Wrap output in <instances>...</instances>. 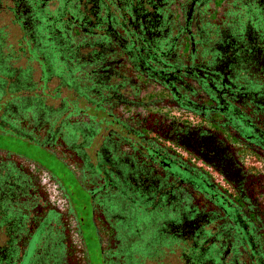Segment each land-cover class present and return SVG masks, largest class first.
Segmentation results:
<instances>
[{
  "label": "flooded vegetation",
  "instance_id": "flooded-vegetation-1",
  "mask_svg": "<svg viewBox=\"0 0 264 264\" xmlns=\"http://www.w3.org/2000/svg\"><path fill=\"white\" fill-rule=\"evenodd\" d=\"M107 1L130 11L121 27L107 15L96 56L101 79L136 85L107 91L113 108L128 105L126 137L109 131L114 149H97L95 163L83 141H44L60 145L95 185L87 191L93 222L107 234L101 263L131 259L109 221L119 177L140 203L170 208L167 247L189 264H264V0H178L177 11L172 0ZM100 2L74 4L82 33L96 32ZM119 139L131 148H117ZM78 225L53 183L0 152V264H89Z\"/></svg>",
  "mask_w": 264,
  "mask_h": 264
},
{
  "label": "trees",
  "instance_id": "trees-1",
  "mask_svg": "<svg viewBox=\"0 0 264 264\" xmlns=\"http://www.w3.org/2000/svg\"><path fill=\"white\" fill-rule=\"evenodd\" d=\"M77 1L0 0V89L5 86L8 79H12L11 89L15 88L14 93L17 91L21 95L27 88L26 82L31 80L33 68L29 64L32 61L39 65V77L35 83H39L40 89V92H37L30 87L27 89L28 95H14V98L19 100L17 105L14 103L17 112H14L12 107L7 109L6 105L10 101H4L3 107L0 105V109L3 108L6 112L0 115V119L2 118L3 122L9 121L11 128L22 131L26 136L42 144L49 140L50 136L55 135L57 143L69 145L74 143L75 138L80 135L84 146L82 152L92 157L94 152L101 147L106 151L114 149L112 146L113 140H115L114 135L108 136L107 142L104 140L108 138L109 131L116 130L120 135L126 137V133L123 131L125 127H122V124L126 123L121 118L123 113L129 111L128 105H123L122 109L119 105L113 108L116 106V99H111L108 92L110 93L119 84H127L131 87L136 85L126 80L120 82L116 75H110L109 80L101 79L104 78V75L102 74L100 78V74L96 70L102 66L103 57L96 56L99 53V43L103 41L102 34H100L102 29L99 26L106 24L107 15L110 13L111 24L121 27L122 21L124 24L127 23V19H123V15L130 11L121 10L117 4L111 5L109 1L103 0L104 2L99 4L97 12V18L101 22L97 23L98 26L94 28L96 32L84 34L76 22V19L80 20V9L74 6ZM140 1L128 0V3L135 4ZM178 2V0H172V6L176 11ZM5 18L8 21L3 20ZM114 20L116 24L113 22ZM7 25L17 28L16 31H13L17 38L15 45L6 41L9 35V32L6 31ZM15 37L13 38L15 39ZM55 51L65 52V59L70 60L67 62L70 64L69 73H61L55 67L52 57ZM118 55L122 56V54ZM125 61L127 60L125 59ZM16 62H20V65L16 66ZM126 69L129 70V66H126ZM114 72L121 75L124 73L126 76L130 73V71L119 69L117 71L115 69ZM50 77L60 79V85L67 91L66 96H61V92L54 94V97L60 98V105L57 109L44 104L43 95H40L44 92V87ZM22 100L36 106L38 111L42 110V112L39 111L34 117L29 116L26 111L20 112L17 106ZM26 120L31 121L34 129L25 127L24 121ZM55 128H58L60 132L57 133ZM75 132L77 136L73 139L70 134ZM95 139L96 141H94ZM127 140L130 141L129 138ZM104 141L105 143H103ZM102 143L103 146H101ZM93 145L96 148L89 153L86 149ZM120 146L121 149L126 146L131 148L130 144H124L119 139L117 148ZM120 166L123 172L128 168L127 163H120ZM164 181L168 182L167 179ZM148 206L152 212L155 211L156 208L152 209V205ZM165 208V212L170 210L167 205ZM114 225L117 228L116 223ZM164 231L166 241L162 240V242H166L167 246V240L173 236V232L168 225Z\"/></svg>",
  "mask_w": 264,
  "mask_h": 264
},
{
  "label": "rangeland",
  "instance_id": "rangeland-1",
  "mask_svg": "<svg viewBox=\"0 0 264 264\" xmlns=\"http://www.w3.org/2000/svg\"><path fill=\"white\" fill-rule=\"evenodd\" d=\"M8 21L7 18L3 19ZM1 21V19H0ZM17 28L12 25L6 26V31L9 35L6 41L10 44H16V37L13 31ZM17 36V34H16ZM15 37V39L13 38ZM55 54V55H54ZM53 54V60L55 61V67L61 73L70 72V64L67 63L68 59H65V52L55 51ZM23 65V62L21 61ZM16 66L20 65V62H16ZM29 65L33 68L31 80L26 82L27 88L21 93L22 96L28 95L27 89L32 88L37 92H40L39 83H35L39 77V65L37 62L32 61ZM60 79L57 77H50L44 87L43 95L44 104L57 109L60 105V98L54 97L56 92H61V96H66L67 91L60 85ZM12 79H8L5 86L0 89V105L4 104V101H10L7 106L12 107L14 112H17L15 106L19 100L14 98V95H20L19 92L11 89L10 84ZM15 103V104H14ZM20 103V102H19ZM17 105V104H16ZM5 106V107H6ZM20 112L26 111L29 116H36L39 111L34 105H30L28 102L22 100L17 106ZM5 113L6 110L1 108L0 115ZM25 113V112H24ZM9 119H12L9 117ZM9 121L3 122L0 119V152L8 158L19 160L27 165V167L33 168L34 171L40 172L44 177L53 183L61 192L63 198L69 203V207L75 214L77 221H79L78 229L80 232V239L85 250V254L89 260V264H102V257L100 253L101 244H105L106 241V229L97 220V225L93 222V213L90 205V196L87 191L88 188H93L95 185L92 182L85 183L80 166H75L76 163L73 158L69 157L67 153H64V149L60 145L46 146L35 140L23 138L18 135V130L10 127ZM31 121H24L25 127L34 129ZM60 129V128H59ZM56 132H60L58 128H55ZM12 131V132H9ZM30 136V135H29ZM35 139V138H34ZM80 135L75 138V143L81 142ZM96 141V139L94 140ZM171 146V145H170ZM96 146L86 150L90 153L95 150ZM173 148L182 151L178 146ZM186 157L193 159L192 155L188 152H184ZM92 158V162L95 163V159ZM196 164H200L199 161H195ZM76 167V168H75ZM203 168H207L206 165L202 164ZM88 168L85 167V171L88 172ZM209 171V170H208ZM218 177V176H216ZM219 178V177H218ZM98 182V181H96ZM117 190L116 197L111 200L113 205L112 213L116 217H112L110 223L117 226V238L120 240L119 251L127 262V257L130 256V260L127 264H189L186 259L181 257L180 249L177 247L175 250H170L162 240L166 241L164 229L168 225L167 217L164 213L156 207L155 211L152 212L146 203H140L133 194V196L127 192L126 188L132 187V184L122 178H117ZM109 191V190H108ZM111 191V190H110ZM114 190H112L113 192ZM135 196V197H134ZM133 201V203H132ZM110 202V203H111ZM144 205V206H143ZM172 219L179 218L177 212H171ZM96 216V215H95ZM97 218V216H96ZM162 242V243H161ZM118 253V252H117ZM124 263V259L122 261ZM125 264V263H124Z\"/></svg>",
  "mask_w": 264,
  "mask_h": 264
}]
</instances>
